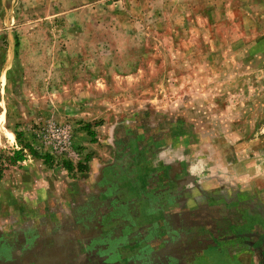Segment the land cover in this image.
<instances>
[{
  "label": "rangeland",
  "instance_id": "obj_1",
  "mask_svg": "<svg viewBox=\"0 0 264 264\" xmlns=\"http://www.w3.org/2000/svg\"><path fill=\"white\" fill-rule=\"evenodd\" d=\"M134 120L181 126L179 167L219 168L264 233V0H0V193Z\"/></svg>",
  "mask_w": 264,
  "mask_h": 264
},
{
  "label": "crops",
  "instance_id": "obj_2",
  "mask_svg": "<svg viewBox=\"0 0 264 264\" xmlns=\"http://www.w3.org/2000/svg\"><path fill=\"white\" fill-rule=\"evenodd\" d=\"M97 131L55 182L37 172L22 194L0 193V264H264V233L225 209L239 203L220 197L224 173L180 168L181 126Z\"/></svg>",
  "mask_w": 264,
  "mask_h": 264
},
{
  "label": "built area",
  "instance_id": "obj_3",
  "mask_svg": "<svg viewBox=\"0 0 264 264\" xmlns=\"http://www.w3.org/2000/svg\"><path fill=\"white\" fill-rule=\"evenodd\" d=\"M55 134H57L58 137L62 138V141H63V143L65 145V146L62 147L63 150H66L68 147H70V144H68L70 136H69V134H68L66 129L58 128L56 130ZM64 147H65V149H64ZM73 153L75 155V152H73Z\"/></svg>",
  "mask_w": 264,
  "mask_h": 264
},
{
  "label": "trees",
  "instance_id": "obj_4",
  "mask_svg": "<svg viewBox=\"0 0 264 264\" xmlns=\"http://www.w3.org/2000/svg\"><path fill=\"white\" fill-rule=\"evenodd\" d=\"M16 41H17L16 42V45H18V38H17V36H16ZM31 153H33L34 155H37L34 152V150H31ZM22 160H24V153H23V150L21 149V150L15 152V155L12 158V161L13 162H16V161H22ZM66 166H67L68 169H71L72 168L70 164H68ZM81 168H82V166H79V169H81Z\"/></svg>",
  "mask_w": 264,
  "mask_h": 264
}]
</instances>
